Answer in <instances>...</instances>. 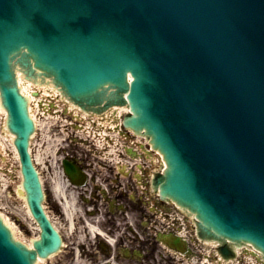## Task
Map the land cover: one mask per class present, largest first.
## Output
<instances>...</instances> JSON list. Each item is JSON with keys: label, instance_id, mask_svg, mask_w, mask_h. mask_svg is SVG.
<instances>
[{"label": "water", "instance_id": "obj_1", "mask_svg": "<svg viewBox=\"0 0 264 264\" xmlns=\"http://www.w3.org/2000/svg\"><path fill=\"white\" fill-rule=\"evenodd\" d=\"M22 48L77 101L97 102L107 84L129 89L127 123L147 129L169 165L156 180L162 194L205 230L264 251V0H0V88L42 228L31 251L0 218V264H33L59 243L11 70Z\"/></svg>", "mask_w": 264, "mask_h": 264}, {"label": "flooded vegetation", "instance_id": "obj_2", "mask_svg": "<svg viewBox=\"0 0 264 264\" xmlns=\"http://www.w3.org/2000/svg\"><path fill=\"white\" fill-rule=\"evenodd\" d=\"M64 153L71 156L84 176L83 187L74 190L73 186H65L67 195L75 193L77 198L72 228L53 193L52 170V216L62 240L69 245L65 248L70 247L66 255L73 263L176 264L159 249L158 226L162 221L158 211H153V203L144 196L128 193L133 190V184L122 180L119 171L104 161L105 151L89 148ZM125 185L121 191L119 188ZM165 203L156 201V209L168 211L170 207ZM89 206L93 211L87 209Z\"/></svg>", "mask_w": 264, "mask_h": 264}, {"label": "rangeland", "instance_id": "obj_3", "mask_svg": "<svg viewBox=\"0 0 264 264\" xmlns=\"http://www.w3.org/2000/svg\"><path fill=\"white\" fill-rule=\"evenodd\" d=\"M41 120H44V118ZM4 126V115L0 113V127ZM46 131H48V126H46L44 130L42 129L41 131H38L34 140L33 150L34 153H37L39 149H41L49 165V161L52 157V141L46 140V138L41 135L42 132ZM6 134L7 133H5V135H0V212L8 223H10V225L15 229V233L30 244L32 240H36L39 237L40 232L35 221L27 212V206L24 198L18 193V189L21 188L22 184L20 165L13 150L11 135ZM71 148L75 149L76 146H72ZM39 169L43 176V185L46 193L44 205L46 206V210L50 214H53L51 205L52 171H49L47 167L42 165H40ZM68 235L71 236L72 234L68 232ZM65 245L69 246L67 243H65ZM69 248L70 247L64 248L62 252L53 260L49 258L47 261H43L40 264H82L81 262L78 263L75 261L73 263V260L69 256L67 257L66 252ZM62 255H65V258H63ZM247 257H243V262L249 260Z\"/></svg>", "mask_w": 264, "mask_h": 264}, {"label": "bare ground", "instance_id": "obj_4", "mask_svg": "<svg viewBox=\"0 0 264 264\" xmlns=\"http://www.w3.org/2000/svg\"><path fill=\"white\" fill-rule=\"evenodd\" d=\"M23 57H28V55L26 53H22ZM14 66H16V64L14 63ZM15 70H16V77H17V80H18V86H19V89L21 91V93L23 94V97L25 99V103L29 109V113H30V116H31V119H33L36 127L38 128V126L42 129H44L46 126H47V123L50 122L49 120L51 119L52 120V117L50 116H47L46 119L44 120H41L40 117H38V106H40L42 104V100H44L43 98L48 95V93L50 92V90L52 89L53 92L57 93L58 91H60V88L55 85L54 81L49 79V78H43L41 75V70H37V74L35 75V77H32V78H29L27 75H24L23 71L21 68H19L18 66L15 67ZM43 79H41V78ZM35 85H37L36 87H34ZM36 88V89H34ZM38 89V91H36ZM37 92V93H36ZM42 92V94H41ZM59 93V92H58ZM119 94H115L113 96L115 97H118ZM58 96V95H57ZM63 97H65V102H70L72 104H74L70 99H68V97H66L65 95H63ZM35 104V106H34ZM120 108V114L124 112L125 108L124 107H118ZM44 110L48 109V106L45 108H43ZM42 110V109H41ZM0 112H4L6 114V120H5V127L4 129H0V135H5L4 133H7L6 135H11V138H12V146H13V150H14V153H15V156L17 159H19V155H18V152H17V149H16V146H15V140H16V134H14L13 132H11L9 130V127H8V111L6 109V107L4 106V102H3V99H2V96H1V91H0ZM50 113H52L50 110H49ZM127 113V112H125ZM124 115V114H123ZM126 115V114H125ZM119 120V119H116V121ZM140 134H144L142 131H138ZM137 132V133H138ZM145 135V134H144ZM34 136H32V138H34ZM32 140V139H31ZM50 141V140H49ZM31 146L34 147V142L32 140L31 142ZM35 163L37 166H45V163H46V159L44 157V153L42 152L41 149H39V151L37 153H35ZM54 169L56 171L57 170V167L54 165ZM162 168V166H161ZM40 172V170H39ZM41 174V172H40ZM20 175L22 177V180H23V176H22V173L20 171ZM42 176H41V180H42ZM43 183V181H42ZM55 187H57L58 189L61 188V184H58L56 183L55 184ZM18 193L20 196H22L26 202V206H27V212L30 214V216L32 217V213L30 211V207L27 203V196H26V192H25V187H24V182L22 181V184H21V188L18 189ZM64 195V193H62ZM76 202V198L72 196V200L70 201L69 199V202L67 204V206L70 208L68 209L67 213L69 215V219H70V226L73 228L74 227V223L75 221H73L75 219V213H73V211L71 210V205L73 203ZM48 216L50 217V219L52 220V217L50 216L49 213H47ZM0 216L1 218L3 219V221L5 222V224L15 233V229L10 225V223H8V221L3 217L2 213L0 212ZM33 219V218H32ZM54 221V220H53ZM54 224L55 226L57 227V229L59 230V226L57 225V223L54 221ZM74 224V225H73ZM37 225V224H36ZM37 228L38 230L40 229L39 226L37 225ZM60 231V230H59ZM61 232V231H60ZM39 238V237H38ZM34 243H35V240H32L30 242V245L33 247L34 246ZM65 243H63L64 245ZM234 250L237 252L240 251V249L242 248H247L249 250H253V254L256 255L258 258H263L264 259V252L261 250V249H258L257 247H255V245H250V244H238V243H233V246ZM57 253V252H56ZM56 253H51L49 255H46V256H41V255H38L37 257V264H40L41 262H45L47 261V259H53L55 258V255Z\"/></svg>", "mask_w": 264, "mask_h": 264}]
</instances>
